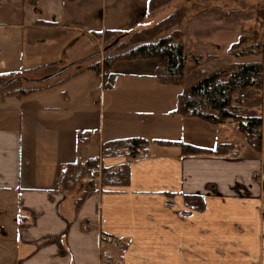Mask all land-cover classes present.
Wrapping results in <instances>:
<instances>
[{
  "label": "crops",
  "instance_id": "crops-1",
  "mask_svg": "<svg viewBox=\"0 0 264 264\" xmlns=\"http://www.w3.org/2000/svg\"><path fill=\"white\" fill-rule=\"evenodd\" d=\"M251 1L264 21V0ZM148 5L0 0V75L44 73L34 69L52 63L89 67L103 58L99 32L137 31L166 16ZM215 27L233 32L224 20ZM157 65V59L117 63L111 89L87 68L27 95L20 110L0 105V264H264V127L256 152L237 122L214 125L174 113L177 100L165 106L168 86L157 81ZM213 65L210 72L219 67ZM93 75L100 101L83 82ZM244 107L264 117V86ZM134 136L151 140L146 155L101 158L106 167L128 163V185L102 189L98 173L90 179L99 189L84 197L89 177L71 193L55 188L65 164L99 156L106 141ZM156 140L207 149L228 143L238 154H184L180 145ZM186 195L202 197L203 209L187 206Z\"/></svg>",
  "mask_w": 264,
  "mask_h": 264
},
{
  "label": "trees",
  "instance_id": "trees-1",
  "mask_svg": "<svg viewBox=\"0 0 264 264\" xmlns=\"http://www.w3.org/2000/svg\"><path fill=\"white\" fill-rule=\"evenodd\" d=\"M24 1L33 6H36L39 2V0ZM175 3L176 0H149L148 9L150 12H158L174 6ZM259 16L263 18L262 11ZM186 19H188L187 10L180 5L172 13L159 19L150 27L137 31L108 29L104 32H99L97 35L102 38L104 45L102 60L89 64V67L81 64L82 62H78L63 69L66 71L63 75L58 74L60 72L47 75H51V77L59 76V79L55 81L43 83L44 80H42V83L38 82L35 85L19 86L10 90L9 94L25 97L38 91L63 85V83L78 76L87 68L102 77L105 89H111L114 87L117 76L114 71L117 63L149 59L158 60L155 77L160 84H180L190 71L204 63L202 55L190 56L185 49L182 39L184 33L180 29V25ZM38 24L54 25L48 21H39ZM228 52L238 59L255 57V60L232 63L203 76L178 95L177 107L174 113L184 117H196L214 125L237 122L238 130L246 137V144L251 146L256 152H260L264 117L248 115L244 103L252 93L262 89L264 86V34L254 30L250 36L242 35L240 40ZM214 58L215 56H210V61ZM58 64L52 63L34 70L44 69L45 72H54ZM4 77V75H0V81L4 80ZM23 80L22 77H15L9 87ZM156 143L167 146L180 145L184 154L210 153L229 156L238 154L233 145L228 143L218 145L214 149L170 140H156ZM150 144L151 140L144 136L106 141L101 146V154L99 156L89 158L84 162L65 164L55 188L71 193L75 191L81 181L89 177L83 192L84 197L91 190L99 189L95 180L90 179V176L98 173H100V186L102 189L105 187L126 186L130 180L129 164L124 163L118 166L106 167L102 165L101 158L126 156L130 160H135L149 152ZM82 199L78 201V205ZM185 202L191 208L203 209L204 207L203 198L197 195H186ZM104 264L106 263L104 262Z\"/></svg>",
  "mask_w": 264,
  "mask_h": 264
},
{
  "label": "rangeland",
  "instance_id": "rangeland-1",
  "mask_svg": "<svg viewBox=\"0 0 264 264\" xmlns=\"http://www.w3.org/2000/svg\"><path fill=\"white\" fill-rule=\"evenodd\" d=\"M184 6L187 10V18L181 25L180 29L183 31V41L185 49L188 54L202 55L203 65L190 71L180 84L167 85L165 106L168 107L175 100H178V95L185 89L198 81L203 76L211 73L210 64L219 66L216 70L232 64L231 60H234L232 55L229 54V49L236 44L242 35L250 36L257 30L264 34V21L260 18L259 14L262 11L261 6L256 1L251 0H176V3L172 7L166 8V15L172 13L178 6ZM228 18H231L228 20ZM215 20V21H214ZM225 21L229 23L233 32L230 34H224L220 29H216L215 25ZM104 52V50H103ZM103 55V54H102ZM210 56H215L210 61ZM206 58H209L206 60ZM102 60V59H101ZM206 60V61H205ZM250 60L249 57L242 59ZM191 62V61H190ZM213 65V66H214ZM63 66L55 67L53 72L44 73H23L14 77H4L5 79L0 81V105L7 104L19 110L24 107L27 102V97H20L19 95L9 96L10 90L19 86H28L29 84H37L35 80H40L46 77L45 82H51L59 79V76L51 77L47 75L60 72L58 74L63 75L66 71ZM63 70V71H62ZM215 71V70H214ZM213 72V71H212ZM56 74V75H58ZM55 75V74H53ZM15 77H22L24 80L17 82L14 86L9 87L10 80H14ZM27 79V80H25ZM85 85L92 87L96 101H100L99 94V78L95 75L90 76L89 79H83ZM6 84V85H4ZM69 85L64 87H57L52 94L63 93ZM249 115V114H248ZM8 122V121H7ZM2 123V122H0ZM212 142V140H210ZM86 177L85 179H87Z\"/></svg>",
  "mask_w": 264,
  "mask_h": 264
}]
</instances>
